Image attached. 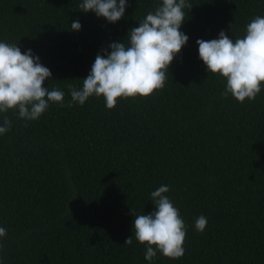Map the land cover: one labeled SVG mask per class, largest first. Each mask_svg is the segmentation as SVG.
I'll return each instance as SVG.
<instances>
[{
  "label": "trees",
  "instance_id": "16d2710c",
  "mask_svg": "<svg viewBox=\"0 0 264 264\" xmlns=\"http://www.w3.org/2000/svg\"><path fill=\"white\" fill-rule=\"evenodd\" d=\"M82 2L0 0V42L38 56L52 73L44 87L63 91L65 104L68 85L82 88L96 56L126 42L161 0H127L115 24L82 12ZM188 2V43L152 97L121 99L114 110L102 97L50 103L35 121L7 113L0 264H264V90L254 102L225 99L226 81L207 72L197 44L221 31L243 38L264 16V0ZM77 19L82 28L71 31ZM161 185L186 225L185 255L147 261L145 246L125 241L134 238V215L155 211L151 192ZM201 215L203 233L195 229Z\"/></svg>",
  "mask_w": 264,
  "mask_h": 264
},
{
  "label": "clouds",
  "instance_id": "9594fccd",
  "mask_svg": "<svg viewBox=\"0 0 264 264\" xmlns=\"http://www.w3.org/2000/svg\"><path fill=\"white\" fill-rule=\"evenodd\" d=\"M79 7L84 13L94 12L115 24L125 16L127 0H83ZM192 8L188 0H161L138 27L130 29L126 42H113L96 56L89 75L82 80V88L68 85V104L63 91L44 87L52 73L38 56L30 49L22 52L15 43L0 42V114H4L0 135L11 129L9 111L20 120L35 121L50 103L83 106L91 97H102L106 107L114 110L121 99H148L163 90L170 66L188 43L189 37L181 27L185 9ZM81 28L79 19L71 23V31ZM197 44L207 72L226 81L222 93L225 99L231 95L241 104L256 100L264 90V16H256L247 24L243 38L233 40L221 31L217 39H198ZM169 190V186L161 185L151 192L155 211L134 215V238L125 241V245H132L135 239L145 246L147 261H152L158 252L170 260L185 255L187 229L179 209L166 195ZM207 224V218L201 215L195 229L203 233ZM6 234V229L0 227V239Z\"/></svg>",
  "mask_w": 264,
  "mask_h": 264
}]
</instances>
